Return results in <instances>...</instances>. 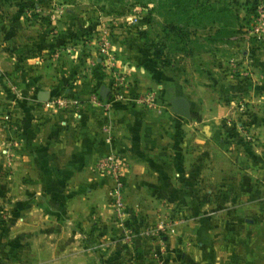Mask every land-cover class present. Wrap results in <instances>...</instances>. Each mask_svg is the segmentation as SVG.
<instances>
[{
  "label": "rangeland",
  "instance_id": "rangeland-1",
  "mask_svg": "<svg viewBox=\"0 0 264 264\" xmlns=\"http://www.w3.org/2000/svg\"><path fill=\"white\" fill-rule=\"evenodd\" d=\"M173 95L188 117L171 114ZM58 96L69 106L48 102ZM62 110H83L107 143L110 111L166 119L161 176L128 196V160L107 150L125 167L120 208L112 177L95 174L106 214L71 216L65 183L22 157L25 129L36 136ZM165 112L185 124V145ZM261 253L264 0H0V264H258Z\"/></svg>",
  "mask_w": 264,
  "mask_h": 264
},
{
  "label": "crops",
  "instance_id": "crops-1",
  "mask_svg": "<svg viewBox=\"0 0 264 264\" xmlns=\"http://www.w3.org/2000/svg\"><path fill=\"white\" fill-rule=\"evenodd\" d=\"M63 112H55L46 118L45 124L40 123L35 130L36 136H32L25 129V151L23 149L22 157L27 160L23 163L33 164L43 179L57 177L59 183H65L66 195L68 193L73 197L64 204L65 207L60 208H65L71 216L88 217L89 214L96 215L98 210L102 216L106 214L105 202L102 200L101 206L96 196L100 195L102 198L105 195L107 181L104 177L93 174L90 164L96 156L107 150L119 152L128 160V196L131 193L142 194L147 179L155 175L156 178L161 176L158 171L159 164L156 162L160 161L159 156L163 157L168 153L172 134V129L166 126V119L156 120L152 117L154 113H148L151 114L150 117L142 119L140 114L133 112L120 114L110 111L109 116L113 118L115 129L113 140L107 143L100 137L98 127H93L91 118L83 110L73 112L72 117ZM163 114L176 124L173 131L176 141H184L181 145H185V139L180 140L176 135V132L180 134L181 128H185V124H180L176 117H170L168 112ZM76 198L81 199V206L74 203ZM258 257V264H264V254L261 253Z\"/></svg>",
  "mask_w": 264,
  "mask_h": 264
},
{
  "label": "built area",
  "instance_id": "built-area-1",
  "mask_svg": "<svg viewBox=\"0 0 264 264\" xmlns=\"http://www.w3.org/2000/svg\"><path fill=\"white\" fill-rule=\"evenodd\" d=\"M105 43H107V41H105ZM48 102L55 107V109H60L69 106L71 100L67 97L58 96L49 98ZM106 139H108V137ZM90 171L93 174H106L112 177L113 184L110 194L114 200V205L120 208L122 204L120 196L122 195L123 171H125L122 158L112 152L102 153L93 159L90 164Z\"/></svg>",
  "mask_w": 264,
  "mask_h": 264
},
{
  "label": "water",
  "instance_id": "water-1",
  "mask_svg": "<svg viewBox=\"0 0 264 264\" xmlns=\"http://www.w3.org/2000/svg\"><path fill=\"white\" fill-rule=\"evenodd\" d=\"M107 91V88L104 85H100L99 87V95L105 96V93ZM46 94L43 93V91H38L36 97L38 99H41L45 97ZM169 105H170V111L172 113L181 115L183 117L189 116V104L185 97L181 95H173L169 98Z\"/></svg>",
  "mask_w": 264,
  "mask_h": 264
},
{
  "label": "trees",
  "instance_id": "trees-1",
  "mask_svg": "<svg viewBox=\"0 0 264 264\" xmlns=\"http://www.w3.org/2000/svg\"><path fill=\"white\" fill-rule=\"evenodd\" d=\"M201 5V11L205 12H210L212 14H214L215 16H219L222 13H226V11L231 15L230 11L227 9V7H225L224 4L219 5L217 7L214 6V4H209V3H204V4H200ZM180 9L183 10V8L180 6ZM186 9H190V5L187 4L186 5Z\"/></svg>",
  "mask_w": 264,
  "mask_h": 264
}]
</instances>
